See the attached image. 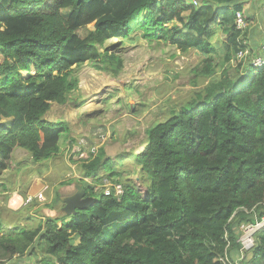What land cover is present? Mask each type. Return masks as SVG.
I'll return each mask as SVG.
<instances>
[{
    "label": "trees",
    "instance_id": "16d2710c",
    "mask_svg": "<svg viewBox=\"0 0 264 264\" xmlns=\"http://www.w3.org/2000/svg\"><path fill=\"white\" fill-rule=\"evenodd\" d=\"M247 1L0 0V176L16 149L35 164L60 153L69 129L45 119L52 103H67L76 69L88 62L117 75L122 61L105 44L129 40L135 27L151 41L202 53L196 72L209 79L133 155L146 196L113 179L116 163L100 149L80 161L76 180L97 203L8 234L0 222V264H27L37 242L48 257L40 264H224L239 256L241 225L264 217V65L251 58L237 72L228 67L246 49L235 19ZM8 118L11 127L1 123ZM104 177L113 192L122 185L120 198L104 195ZM249 252L247 264H264V229Z\"/></svg>",
    "mask_w": 264,
    "mask_h": 264
},
{
    "label": "rangeland",
    "instance_id": "374dc122",
    "mask_svg": "<svg viewBox=\"0 0 264 264\" xmlns=\"http://www.w3.org/2000/svg\"><path fill=\"white\" fill-rule=\"evenodd\" d=\"M240 12L243 15L240 41L249 53L246 61H240L237 56L231 61L228 67L233 73L239 71V65H246L251 58L263 54L264 49V0H248ZM84 33L87 31L80 34ZM224 39L213 40L216 48H220ZM105 48L121 59V71L114 75L97 63L82 65L74 73L78 89L69 95L66 104H53L48 113L51 121L65 122L69 129L63 136L59 156L43 165H31L22 172L19 170L27 164L28 153L17 150L11 156L10 171L6 173L12 177L7 184L9 191H2L0 187V222L5 234L37 227L45 217L62 216L64 204L51 202L55 201L57 192L62 198L75 193L78 182L72 180L81 177L76 173L78 164L90 157L94 148L96 152L103 149L116 163L115 172L119 176L113 179H130L139 193L146 196L148 183L134 184L140 166L133 155L147 145L150 130L167 120L168 110L177 108L209 83V79L196 72L204 59L202 53L194 49L182 53L170 43L151 41L137 27L129 40L114 39ZM35 73L31 69L30 74ZM108 179L104 177L106 188L113 184ZM85 181L92 185L90 179ZM31 204L38 205L35 213ZM28 214L34 215L33 220L19 218ZM43 244L37 242V253L26 258L27 264H40L43 258H48ZM248 253L243 258L235 256L233 264L249 263L252 255Z\"/></svg>",
    "mask_w": 264,
    "mask_h": 264
},
{
    "label": "built area",
    "instance_id": "2783aa9c",
    "mask_svg": "<svg viewBox=\"0 0 264 264\" xmlns=\"http://www.w3.org/2000/svg\"><path fill=\"white\" fill-rule=\"evenodd\" d=\"M235 23H236L237 29L240 30L242 25H243L242 12L236 13ZM248 53H249L248 50H241L237 54V58L240 61L245 60L247 58ZM251 64L254 67H261L264 65V58H262V57L253 58ZM95 153H96V151L94 148L91 150V154H95ZM88 158H89V155L87 158H83V159H88ZM112 186H113V184H112ZM113 194L116 197L120 198L123 195L122 185H120V184L115 185L114 192L112 191L111 187L106 188L104 190L105 196H111ZM261 229H264V217L261 220H256V222L254 224H242L241 225V227H240L241 236L239 238V243L241 245L240 253H241L242 258L245 256V254H247V252H249L255 246V235ZM224 264H233V262L230 259L226 258V260L224 261Z\"/></svg>",
    "mask_w": 264,
    "mask_h": 264
},
{
    "label": "crops",
    "instance_id": "0c3cea01",
    "mask_svg": "<svg viewBox=\"0 0 264 264\" xmlns=\"http://www.w3.org/2000/svg\"><path fill=\"white\" fill-rule=\"evenodd\" d=\"M225 38V36H223L222 34H221V36L219 37V38ZM225 40V39H224ZM158 42V41H157ZM53 104H58V103H52V106H53ZM60 105V104H59ZM52 106H51V108H52ZM50 111H51V109H50ZM49 111V112H50ZM48 112V113H49ZM48 113L45 115V119L46 120H48V121H51L47 116H48ZM51 122H54V121H51ZM1 123H3L4 125H6V126H8V127H11V125H12V123H13V119L12 118H8V119H3L2 121H1ZM62 140H63V138H62ZM62 140H61V142H60V153L62 152V149H61V144H62ZM17 150H23V149H16L14 152H13V154L12 155H14V153L17 151ZM23 151H25V152H27L28 153V159L26 160L27 161V164H25L23 167H20V172H22V171H27L28 169H29V167H31V165H43V163H38V164H35V163H33V161L30 159V154H29V152L28 151H26V150H23ZM59 153V154H60ZM59 154L57 155V156H59ZM57 156H55L54 158H51L49 161L50 162H52V160L53 159H55ZM48 162V161H47ZM46 163V162H45ZM79 166H80V163L78 164V168H77V171H76V173H79V171H78V169H79ZM44 167V166H43ZM14 170H17V169H14ZM10 171V168H8V169H6L5 171H3V173H2V175L0 176V187L2 188V191H9V188L7 187L8 185V182H9V179H12V177H7L6 176V173H8ZM138 172H139V170H138ZM139 174V176L138 177H136L135 178V182H134V184H136V182H143V183H145L144 182V180H143V178H142V175H141V172H139L138 173ZM81 179V177L79 178V179H75V180H72L73 182H75L76 183V180H80ZM132 179V178H131ZM130 180V179H129ZM5 183H4V182ZM79 183V182H78ZM58 193V192H57ZM57 193L55 194V201L53 202H51V204L53 205V204H56L57 202H61V196H60V199H59V201H57V199H56V195H57ZM61 195V194H60ZM69 195H72V193L71 194H69ZM51 204H48V205H51ZM51 205V206H52ZM30 206H33L34 207V209H32V211H34V212H32V213H35V211H37V206L38 205H36V204H31ZM21 209H23V208H21ZM21 209H19L18 211H20ZM29 212H31V211H29ZM33 217L34 215H32L31 216V214H28V215H26V216H20L19 218H25V220L26 219H28V217ZM16 227H18V226H16ZM15 227V228H16ZM11 230L12 229H14V228H10ZM239 255L241 256V253H239Z\"/></svg>",
    "mask_w": 264,
    "mask_h": 264
},
{
    "label": "water",
    "instance_id": "95a60500",
    "mask_svg": "<svg viewBox=\"0 0 264 264\" xmlns=\"http://www.w3.org/2000/svg\"><path fill=\"white\" fill-rule=\"evenodd\" d=\"M75 188L74 194L61 198V202L64 204L61 212L66 217L74 216L77 211L89 210L97 203L96 198L86 196V192L81 184H76Z\"/></svg>",
    "mask_w": 264,
    "mask_h": 264
},
{
    "label": "bare ground",
    "instance_id": "6f19581e",
    "mask_svg": "<svg viewBox=\"0 0 264 264\" xmlns=\"http://www.w3.org/2000/svg\"><path fill=\"white\" fill-rule=\"evenodd\" d=\"M90 159V158H89Z\"/></svg>",
    "mask_w": 264,
    "mask_h": 264
}]
</instances>
